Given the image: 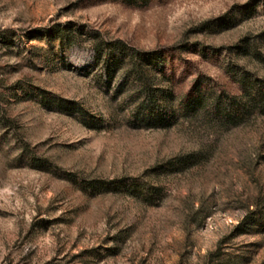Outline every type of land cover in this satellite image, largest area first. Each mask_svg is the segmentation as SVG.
Listing matches in <instances>:
<instances>
[{"label":"rangeland","instance_id":"rangeland-1","mask_svg":"<svg viewBox=\"0 0 264 264\" xmlns=\"http://www.w3.org/2000/svg\"><path fill=\"white\" fill-rule=\"evenodd\" d=\"M260 86L264 0H0V264H264Z\"/></svg>","mask_w":264,"mask_h":264},{"label":"trees","instance_id":"trees-1","mask_svg":"<svg viewBox=\"0 0 264 264\" xmlns=\"http://www.w3.org/2000/svg\"><path fill=\"white\" fill-rule=\"evenodd\" d=\"M112 65H110L108 67L107 73L110 77L113 76V74H115L116 71H112ZM140 74H142L141 72L138 73L139 76H141ZM143 84V83H142ZM247 103L245 105V107H248V104L254 105V106H259L261 110H264V86H260L258 89H255L253 91V93L251 95H249V97L247 98ZM142 108L143 109H149V111H151V115H154V111L156 109H160V105H159V99L156 96V93L154 92V90L152 91V89L150 90H146V99L145 101L142 103ZM159 114V112L157 113ZM155 114V115H157ZM160 115V114H159Z\"/></svg>","mask_w":264,"mask_h":264}]
</instances>
